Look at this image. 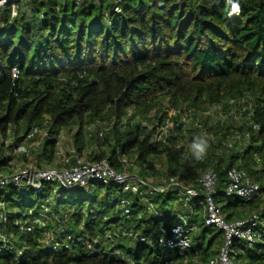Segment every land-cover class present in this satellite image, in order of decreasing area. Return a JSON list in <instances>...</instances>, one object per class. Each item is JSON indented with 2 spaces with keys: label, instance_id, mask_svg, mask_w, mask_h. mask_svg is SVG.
Wrapping results in <instances>:
<instances>
[{
  "label": "trees",
  "instance_id": "trees-1",
  "mask_svg": "<svg viewBox=\"0 0 264 264\" xmlns=\"http://www.w3.org/2000/svg\"><path fill=\"white\" fill-rule=\"evenodd\" d=\"M12 5L0 7V173L29 155L39 168L107 160L118 172L196 188L214 169L226 221L257 215L260 222V241L234 242L235 262L264 264V0H124L120 12L114 0H23L16 17ZM166 121L173 126L157 141ZM66 130L71 150L62 157ZM24 141L39 145L14 155ZM202 143L199 152L194 145ZM234 168L259 184L255 200L226 195ZM121 198L130 205L120 207ZM0 201L10 211L0 232L12 236L0 264L206 263L222 234L203 219L189 251L159 244L162 226L190 214L174 212L178 189L135 196L99 183L24 194L10 187ZM44 205L55 218L31 232L15 225L40 218ZM212 229L219 233L206 247L201 240Z\"/></svg>",
  "mask_w": 264,
  "mask_h": 264
},
{
  "label": "built area",
  "instance_id": "built-area-1",
  "mask_svg": "<svg viewBox=\"0 0 264 264\" xmlns=\"http://www.w3.org/2000/svg\"><path fill=\"white\" fill-rule=\"evenodd\" d=\"M23 1V0H19ZM86 1L99 2V0H76V4L80 6ZM124 0H114L116 4L115 11L120 12L118 5ZM12 16L18 15V10L15 1L12 2ZM6 5L5 2H0V7ZM12 75L14 80L19 78L20 72L18 69H13ZM173 124L166 121L159 127V135L157 141H165V137ZM256 128V127H255ZM106 128L104 130L107 131ZM104 132L101 133L103 136ZM64 138V137H62ZM64 140V139H63ZM2 137L0 135V144ZM39 145V143H38ZM67 163L70 159L65 160ZM129 167H134V164H129ZM229 182L226 188L228 197L237 196L244 202L255 200L260 193L259 184L255 183L248 173L242 169H232L228 172ZM218 181L217 173L214 169H209L197 179L198 186L191 187L182 183L178 179H164L161 187L154 185L149 179H144L136 173L124 170L118 172L110 166L107 160L99 162H86L82 159H77L76 162L68 168H39L35 163H25L19 169L11 171L8 174H0V199L4 193L10 188H14L18 193L24 194L29 191H44L47 185L61 187L67 191L75 189H88L91 183H99L104 186L120 187L123 193L142 196L145 192L153 194L156 192H165L169 189H178L181 200L185 206H189L190 214H177V223L170 228L161 227L159 229L160 238L159 244L173 253L180 254L189 251L192 248V235L198 231L197 224L191 221L192 216L198 214V209L204 219L205 225L215 227L223 234V246L221 247L217 258L209 259L206 263L195 264H237L234 260V242L245 241L249 245H253L261 240V235L258 232L259 218L257 215L246 220H238L231 223L226 221L222 212L221 206L215 201L216 185ZM57 194V188L53 190ZM130 201L126 198H121L120 207H127ZM150 209L157 213L154 205L149 204ZM10 211L5 203L0 201V225L7 224ZM29 215H33L32 212ZM161 216V215H160ZM52 209L44 205L40 212V218H35L32 221L18 220L15 225L22 231L31 232L36 225L43 226V220H51L55 218ZM2 227V226H1ZM4 228V226H3ZM1 229V231L3 230ZM3 232V231H2ZM1 233V232H0ZM1 241L4 243L0 254L6 250H11V238L5 234L0 235ZM71 237H69V240ZM139 240L143 243H148L147 237L141 235ZM59 245L53 243V247ZM20 254V253H19ZM171 255V254H170Z\"/></svg>",
  "mask_w": 264,
  "mask_h": 264
},
{
  "label": "rangeland",
  "instance_id": "rangeland-1",
  "mask_svg": "<svg viewBox=\"0 0 264 264\" xmlns=\"http://www.w3.org/2000/svg\"><path fill=\"white\" fill-rule=\"evenodd\" d=\"M69 2L72 4L73 3V0H69ZM38 143L39 142H37L35 145H32V144H30V143H28V142H23L20 146H23V149L21 150V153H25V151H28L30 148H32V147H34V148H36V147H38ZM16 150H18V148H16ZM15 150V151H16ZM71 150V143L69 142V144L67 145V147H65V148H63L61 151H62V153H63V156L62 157H64L69 151ZM17 154H20V152L19 153H17ZM15 155V154H14ZM21 157V156H20ZM29 159L27 160V161H24V160H22L21 158H17V159H20L21 161H18V162H14L13 163V166L11 167V170H10V172L11 171H15V170H17V169H19L23 164H25V163H31V162H33V158H32V155L30 156L29 155V157H28ZM158 165H159V167L160 168H162V166H163V160L161 161L160 159H158ZM54 166H56V167H58V168H62V169H64V168H67V167H65L64 165H62V162H61V160H57V162H55V164L53 165V167ZM134 173H136V171L134 172ZM149 180H150V182H152V183H154V185H156L157 184V186L158 187H161L160 185H162L163 184V180L164 179H162V177H158V178H149ZM179 203H180V205H179ZM182 202L180 201V202H176V204H175V206L176 207H174V212L175 213H177V212H180V211H183V210H187V211H190V208H189V206H184V205H182L181 204ZM181 205L183 206L182 208H181ZM84 206L85 207H88L89 206V201H85L84 202ZM183 209V210H182ZM197 211H199V210H197ZM202 218L203 219V217H202V215H201V212H200V214L198 213V214H195L194 215V221H197L198 222V218ZM197 219V220H196ZM211 234H218V230H216V229H212V231H211ZM196 236V234L194 233L193 235H192V238H193V241H194V237ZM222 236H223V234H222ZM207 241H209V239L207 240ZM205 246L206 247H208V243L206 242L205 243ZM211 252L213 253V254H215L214 256H216V258L219 256V253H216V252H219V243L218 244H215V245H213L212 246V248H211ZM175 264H181L180 262H176ZM184 264H187V262H184Z\"/></svg>",
  "mask_w": 264,
  "mask_h": 264
},
{
  "label": "crops",
  "instance_id": "crops-1",
  "mask_svg": "<svg viewBox=\"0 0 264 264\" xmlns=\"http://www.w3.org/2000/svg\"><path fill=\"white\" fill-rule=\"evenodd\" d=\"M63 135L66 137L65 138V140H63V142H61V145H60V147L59 148H65V147H67V145L69 144V142H70V135H69V132L66 130V131H64L63 132ZM68 137V138H67ZM26 142V141H25ZM8 144V143H7ZM23 149V146H20V147H18V150H16V151H14V154L16 155L17 153H21V150ZM18 157H15V159H14V162H18V161H21L20 159H17ZM21 159H22V157H21ZM13 164V163H12ZM10 170H11V168L9 169H6L5 171H3L2 173H0V174H8L9 172H10ZM198 213L200 214V210L198 211ZM195 219H194V216H192V221H194ZM197 220V219H196ZM195 223L198 225V232L197 233H200V232H202L203 231V228H200V225L201 224H203L204 222H203V219L200 217V218H198V222L197 221H195ZM2 234H5L4 232H1ZM1 233H0V235H1ZM218 233H219V231H218ZM220 235L217 237V239H216V241H215V244H218L219 243V247H221L222 246V244H223V236H222V234L221 233H219ZM5 235H7V234H5ZM210 235H211V232H206L205 234H204V238L201 240L203 243H204V246H205V243L207 242V240L210 238ZM8 236V235H7ZM1 237V236H0ZM12 238V236L11 235H9L8 236V238ZM1 240V239H0ZM214 244V245H215ZM197 261H199V257H198V259H197ZM192 262V261H191Z\"/></svg>",
  "mask_w": 264,
  "mask_h": 264
},
{
  "label": "clouds",
  "instance_id": "clouds-1",
  "mask_svg": "<svg viewBox=\"0 0 264 264\" xmlns=\"http://www.w3.org/2000/svg\"><path fill=\"white\" fill-rule=\"evenodd\" d=\"M194 147H195L199 152H203V151H204V143H202V144H196V145H194Z\"/></svg>",
  "mask_w": 264,
  "mask_h": 264
},
{
  "label": "water",
  "instance_id": "water-1",
  "mask_svg": "<svg viewBox=\"0 0 264 264\" xmlns=\"http://www.w3.org/2000/svg\"><path fill=\"white\" fill-rule=\"evenodd\" d=\"M13 1H15V2H19V0H0V2H5L6 4H10V3H12Z\"/></svg>",
  "mask_w": 264,
  "mask_h": 264
}]
</instances>
